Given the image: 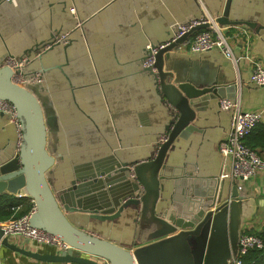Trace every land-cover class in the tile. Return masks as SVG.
I'll use <instances>...</instances> for the list:
<instances>
[{"label":"water","instance_id":"water-1","mask_svg":"<svg viewBox=\"0 0 264 264\" xmlns=\"http://www.w3.org/2000/svg\"><path fill=\"white\" fill-rule=\"evenodd\" d=\"M4 2L13 7L19 5V0ZM232 2L226 0L222 15L212 17L220 30L228 33L229 27L264 28L253 22L230 20ZM66 7L75 19L73 28L51 29L46 39L19 55L7 51L0 59V102H8L15 109L13 115L0 105V114L15 131V139L0 146V196L11 194L31 199L35 205L31 226L71 248L61 254L27 250L10 243L2 227L0 245L43 263L229 264L233 256L239 255L241 237L240 230L234 229L232 207L245 201L246 191L245 183L231 178L230 160L220 153V143L228 136L233 119V109L222 107L221 102L227 100L234 105L238 88L224 76H196L187 68L181 72L175 55L197 32L210 29L211 23L193 27L159 49L150 67L146 62L161 43L148 41L143 47L138 73L152 82L157 108L159 112L160 106L165 108L166 118L149 156L126 161L117 151L110 153L111 146L106 149L108 154L74 164L72 174L61 172L60 182L67 184L57 188L51 172L57 170V161H61V157H55L53 144L60 122L42 63L49 52L56 55L64 50L67 55V50L77 42L89 50L93 24V18L79 15L76 4L67 3ZM194 20L206 17L171 23L169 38ZM215 51L190 55L200 57ZM8 61L15 66L10 67ZM248 84L262 87L252 83L250 77ZM211 103H217L230 116V128L218 143L226 168L218 175H202L197 162L173 164L171 154L176 151L177 142L203 134L198 122ZM241 110L249 112L242 106ZM130 219L136 234L130 244L92 228L122 223L123 228H128Z\"/></svg>","mask_w":264,"mask_h":264},{"label":"crops","instance_id":"crops-1","mask_svg":"<svg viewBox=\"0 0 264 264\" xmlns=\"http://www.w3.org/2000/svg\"><path fill=\"white\" fill-rule=\"evenodd\" d=\"M71 1L19 0V5L13 7L0 0V59L7 51L19 55L46 39L51 29L73 28L75 19L67 12V3L76 4L81 17L93 18L89 50L77 42L67 50V55L64 50L56 55L49 52L42 63L46 86L60 122L53 144L55 157H61V161H57V170L51 172L57 188L67 184V181L60 182L61 172L72 174L74 164L108 154L106 149L111 146L110 153L117 151L126 161L149 156L166 118L165 108L160 106V112L157 108L152 82L138 73L144 45L148 41L166 43L170 39V25L175 21L222 15L226 3V0ZM229 19L264 27V0H233ZM228 29V33H223L231 44L233 59L225 57L219 49L206 56H191L187 46H182L175 52L177 68L181 72L187 68L196 76H224L237 85L236 100L244 110H263L264 87L250 86L248 78L256 61L264 65V28ZM198 125L204 129L203 134L177 142L176 151L171 154L173 164L197 162L202 175L223 173L226 162L223 163L218 152V143L230 128L229 114L217 103H211L201 114ZM14 139L13 126L0 114V146L5 147ZM244 186L245 201L232 204L234 229L240 230L241 235L246 231L261 234L264 231V170L257 171ZM6 195L22 199L12 208L14 212L21 210L24 201L31 203L26 197ZM92 228L115 236L120 243L130 244L136 235L132 220L128 228H123V223L92 225ZM9 242L44 253H51L53 249L38 247L20 236L9 237ZM0 263L66 264L36 261L4 245H0Z\"/></svg>","mask_w":264,"mask_h":264},{"label":"built area","instance_id":"built-area-1","mask_svg":"<svg viewBox=\"0 0 264 264\" xmlns=\"http://www.w3.org/2000/svg\"><path fill=\"white\" fill-rule=\"evenodd\" d=\"M211 23L210 29H204L197 32L186 43L189 52L200 53L212 50H221L228 58L233 59V51L229 40L226 38L222 30H220L213 22L212 18L206 20H194L183 26L177 34L166 43L160 44L153 52L152 57L146 62V66H152L154 62V54L161 48H164L172 41H175L183 34L202 23ZM10 67H14L13 61H8ZM20 80V76H16ZM252 83L264 87V65L260 62H255L252 73L250 75ZM2 109L11 112L15 115L14 107L8 102H0ZM222 107L233 109L232 127L228 136L220 143V153L229 158L231 162V178L237 179L242 183L248 182L252 179L257 171L264 170V159L259 154L247 147L244 139L253 131V129L264 120V109L257 111L242 112L239 102L231 105L229 101L222 100ZM16 121V117L13 116ZM17 123V121H16ZM18 129L20 128L17 123ZM33 208L31 211L17 219L0 225L3 228L6 237L20 236L30 241L38 247H52L56 253L68 251L71 246L60 241L57 237L47 233L44 230L34 228L30 224L31 214L35 210L34 202L31 200ZM257 249L264 251V239L250 232H244L239 240V255L234 256L229 260V264H243L242 257L248 254L250 250ZM1 264V263H0Z\"/></svg>","mask_w":264,"mask_h":264},{"label":"trees","instance_id":"trees-1","mask_svg":"<svg viewBox=\"0 0 264 264\" xmlns=\"http://www.w3.org/2000/svg\"><path fill=\"white\" fill-rule=\"evenodd\" d=\"M244 143L247 147L255 150L261 158L264 159V122L259 123L253 131L244 139ZM19 200L8 195L0 196V222L9 220L10 218H20L23 215L28 214L33 208L32 202L29 204L24 201L20 211L14 212L13 207ZM249 232V231H246ZM252 233V232H250ZM264 239V231L261 234L255 233ZM51 253H56V250L50 249ZM43 252V251H42ZM243 264H264V251L253 249L248 252L247 255L242 257Z\"/></svg>","mask_w":264,"mask_h":264}]
</instances>
